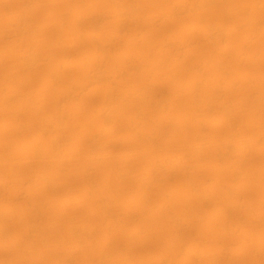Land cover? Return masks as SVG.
Returning a JSON list of instances; mask_svg holds the SVG:
<instances>
[{
	"label": "rangeland",
	"instance_id": "374dc122",
	"mask_svg": "<svg viewBox=\"0 0 264 264\" xmlns=\"http://www.w3.org/2000/svg\"><path fill=\"white\" fill-rule=\"evenodd\" d=\"M24 1L28 0H0V2H6L5 5L9 4L8 7L10 10L13 9L12 11L21 7ZM36 1H41L40 5L43 2V5L34 6L33 9L31 8L33 6H30L29 10L27 9L29 25L25 32L29 33L31 30L32 33H20V31L17 33L16 30L7 28L0 34V52L6 47L13 48L0 59V178L7 179L0 183V208L9 206L7 215L0 219V225H4L5 228V231H0V264H55L59 260H63L65 264H264L262 248L264 207L260 208L259 205L262 193L260 182L256 180L264 176V154L258 152L260 149L258 145L252 148L251 152L249 151L247 157L224 158L223 166L229 167L235 162L239 164L241 172L240 182L243 186L237 189L232 196L226 197L222 195L221 189H217L216 196L210 204L200 209V201L190 198L184 191L167 193L168 190L183 185L186 178L190 177L200 186L206 185L211 179L220 180L221 184L228 181V174H220L216 169L199 166L200 162L215 161L213 149L206 150L201 157L192 156L188 151V161L182 165L177 167L173 165L170 168L163 162L156 165L155 176L153 175L156 184L150 188L139 210L128 214L129 209L136 205L134 197L138 185L145 181L142 172L147 170L155 159L165 158L188 149L191 137L195 133L194 121L190 119L183 124L174 122L179 112L188 109L187 103L183 100L187 89H181V87L178 89V82L192 78L195 71L200 72L194 66L197 63L202 62L201 64L206 66L211 61V58L205 55L209 49L230 47L229 51L219 55L224 66L222 74L226 75L219 77L221 85L233 79L237 73L253 75L258 70L261 72L255 84L237 83L233 90H221L218 93L230 105L233 103L230 108V117L232 116L231 120L234 123H238H235L234 127L236 126L235 129L239 136L247 138L257 130L256 125H249L248 122L253 115H258V119H264V105L258 102L260 95L264 94V32L262 33L264 28L261 32H256L257 34L248 29H240L224 41H215L210 44L199 35L197 30L199 24L193 18L194 13L190 15L181 10V13L179 12L169 22L168 13L164 10L174 0H139L140 5L138 6L142 8H138L137 14L130 15L131 23L126 24L125 31L122 30L123 33L120 32L122 34H119V40L112 42L108 39L116 30L112 27L110 12L117 3L119 4V1L128 0H112L113 2L110 0H33L32 2ZM231 1L226 3L229 8H233L237 5L235 3L239 4L244 0ZM251 1L256 0H245L244 2L249 5L253 3ZM18 5L21 6L17 7ZM80 5L98 9L96 11L98 21L93 29H96L95 33L101 37V41L99 38L95 40L77 36L79 32H84L91 27L89 26V23L91 25L90 17L78 26L75 25L72 12L77 11ZM213 10V6L208 8L209 12ZM242 10L233 14V17L229 16L224 23L239 21L248 8ZM101 11L105 16L100 13ZM53 14L54 16L56 14L67 15L59 19L60 22L58 19H52ZM5 20L6 18L0 17V27L6 24ZM57 23L63 25L66 30L60 41H58L57 26L59 25ZM261 24L264 27V21ZM250 34L257 36H254L255 41L246 45L242 44L246 36ZM132 35L133 37L139 35V40H148L151 43L150 45L142 42L133 44ZM166 37L181 41L188 38L196 41V45L185 49L182 43L177 42V44L173 43L172 47L158 49L156 43ZM96 41L103 42L104 50L101 51L99 59L101 61L98 63L108 77L106 81L98 83L99 92L92 93L90 85L94 83V77L86 75L80 67V60L85 54L96 57L98 54L95 51ZM29 47L35 49H33L35 63L29 68L17 67L21 54L19 52L30 50ZM130 49L134 50L135 54L147 53L148 56L143 60H136L137 68L127 72L123 79L118 81L111 73L124 67L122 64L119 65L120 58ZM244 54L250 55L251 62H242L241 58ZM105 55L106 57H103ZM161 56H165L162 65L156 60ZM178 58L180 61L177 63ZM113 67L116 69L114 70ZM51 70H58L60 74L62 73L55 84L47 83ZM215 73L216 70L211 68L202 69L201 74L207 80L206 87L213 86L217 82V79L210 77V75L216 76ZM108 78L120 83L122 93L132 91L137 93L134 96L136 100L132 99L133 102L131 100L120 109L119 119L116 120L118 124L115 123V130L113 129L110 136L99 134V121L95 112L102 99L101 89L105 86L104 83L109 81ZM76 84L80 86L79 94H76L77 97L73 95L74 98L72 96L66 100L64 105L65 113L61 118L67 123L66 142L61 150L62 158L59 167L54 169V160L47 157L45 153L43 157L33 159L23 153L22 149L28 140L37 135L41 117H48L54 113V108L50 103L43 106L41 115L36 112L37 105L43 97L42 91L47 90L46 93L51 99L61 94L60 91L64 92L68 88L74 92ZM130 84L134 87L130 88ZM83 86L86 88L83 89ZM15 88L20 90L19 98L9 100L4 106L1 103L2 94ZM179 94H181L180 99L173 100ZM28 95L29 99H25ZM155 96L162 98L157 102L152 101L151 98ZM165 104L167 106L171 104L173 110L169 109L165 112L163 110L166 107ZM17 109H21L22 114L13 116L11 112ZM217 113V110L210 111L213 119L219 118V113ZM156 116L157 119H155ZM136 117L141 118L139 124L133 122ZM15 120L25 125L21 133L7 127ZM147 130H150L152 134L148 135ZM226 130V125L221 123H207L202 129V134L211 139L212 134L215 133L218 137L216 140L220 143ZM92 152L94 156L90 157ZM127 153L133 156L126 159L121 158ZM97 154L98 159L102 158L99 161H97ZM162 165L165 167V172ZM193 167L194 169L191 170ZM122 169H129L130 176L122 179L116 176V172ZM38 171L44 172L46 178L53 182L54 188L43 191L35 188L38 179L34 174ZM251 178L255 180L249 181ZM88 192L90 195L78 204L79 196ZM101 197L110 200L104 212L106 216L98 209V199ZM232 197L239 199V207L230 210L225 219H212L211 209L214 203L219 200L228 202ZM257 211L261 212L259 218L253 215ZM194 214H197V217L186 225L178 221V218L182 216L192 217ZM37 222H39L38 225ZM71 222L79 227L76 235H71L67 231L68 224ZM36 225L38 226L37 231H35ZM209 226H214L216 229L209 230ZM225 226L229 227L228 231L223 230ZM107 241H110V244L105 247L104 244ZM191 247H201L213 252L225 251L215 258L201 254L186 258V252Z\"/></svg>",
	"mask_w": 264,
	"mask_h": 264
},
{
	"label": "bare ground",
	"instance_id": "6f19581e",
	"mask_svg": "<svg viewBox=\"0 0 264 264\" xmlns=\"http://www.w3.org/2000/svg\"><path fill=\"white\" fill-rule=\"evenodd\" d=\"M32 1H30V2H29V0L28 1H24L22 3V6L21 5H18L17 7H19V6H21V7H19V8L16 7L17 9L14 10V11H12L13 10L12 9L13 8L12 5H10V7H12L11 8L12 10H10L9 7H8L9 4L8 5H5L4 3H6V2H4V3L3 2H0V17H3L4 19L6 18L5 21H7V22H5L6 23L5 25L3 24L4 26L0 27V34H1L2 31H5L7 28L14 29V30L17 31V33H18V31H20V33H21V32H25V31L28 30L27 29V25H29V23L27 22V20L29 18V14L27 12L29 10L28 8L30 6H33V7H31L33 9L34 6L40 5L39 3H41V1L40 2L39 1L32 2ZM104 1H106V0H104ZM110 1L113 2L112 0H110ZM228 1L229 0H174L168 6V8L166 10H164V11H167V13H168L169 22H170V20L172 21L174 19V17H176V15L181 10L185 11L186 13H190V15H192V13H194V15H193L194 17L193 18H194L195 22L199 24L198 25V29H197L198 32H199V35L203 39H205L206 42H208L210 44H213L215 41H219V42H221L222 40L224 41L225 38H227L228 36L236 33L240 29H248V30H251L250 32H253V33H256V32H259V31L261 32V30H263L264 27H263V24H261V23L264 21V0H256V1L254 0L255 2L251 1L253 3L252 4L250 3L249 5L244 2L245 0L243 2H241V3H239V4H238V2L237 3L234 2L237 5H235L233 8H229V7L226 6V3ZM231 3H233V2L231 1ZM18 4H20V2ZM138 4H139V0L138 1H136V0H128L126 2L125 1L124 2L119 1V4L117 3V5H116V3H115L116 6H114V4H113L114 8H113L112 12H110V14H112V17H110V18H112V21H111L112 27L116 30V32L114 31L115 33L113 35L111 34L112 36L110 37V39H108L109 41L111 40L112 42H117L119 40V38H120L119 37L120 32L122 30L125 31V28L124 27L126 26V24L128 25V22H129V24L131 23L129 21V20H131V19H129L130 18V15L138 12V8H142V7H139ZM42 5H43V2H42V4L40 6H42ZM210 6H213V8H214L213 12H211V11L209 12L208 11V8ZM244 8H248V10L250 12L248 13V12H246L248 10H246L245 11L246 14H242L243 17L239 21H236L237 20L236 19V20H234L236 22H230L229 24H227V23L225 24L224 23L225 22L224 20H227V18L229 16L233 17L232 16L233 14L238 13L237 11H241V9L244 10ZM97 10H95L93 8H87V6H81V7H79V9L77 11H73L72 12V16H73V19H74V22H75V25L76 26H78L79 23H81L82 21H84L88 17H90V20H91V25L89 23V26H91L90 29L88 28L84 32H79L77 36H79L80 38H82V37H84V38H93L95 40L99 38V40H100L101 37H99L95 33L96 32V29L95 30L93 29V28H95L94 26L97 25V21H98V16H97L98 14L96 13ZM109 10H110V8H109ZM100 13H103V12L101 11ZM241 13H239V15ZM142 14H143V11H142ZM65 15H67V14H59L56 17L53 14L51 16H52V19H56V20L58 19V21L61 22V20H59V19H63L65 17ZM103 15H104V13H103ZM165 15H166V13H165ZM108 16H109V14H108ZM141 18H143V17H141ZM236 18H237V16H236ZM229 19L231 20L232 18H229ZM100 21H99V23H100ZM133 21L135 22L134 19H133ZM143 21H145V20L143 19ZM141 22H142V20H141ZM165 22H167V21H165ZM57 24L59 25V23H57ZM134 25L135 24H133V26ZM139 25H141V23ZM134 27H136V26H134ZM140 28L142 29V26ZM57 30H58L57 31L58 32V41H60L62 39V35L64 34V32L66 30H65V27L63 25L57 26ZM136 30H137V28H136ZM7 32H5V33L7 34ZM11 32H13V31H11ZM30 32H31V30H30ZM30 32L29 33H26L25 32V33L26 34H30ZM263 32L264 31H262V33ZM122 33H123V31H122ZM24 34H22V36H26ZM19 36H20V34H19ZM254 36H256V35L250 34L249 36H246V38L243 40V43L242 44L246 45V44H249V43H253L255 41V37ZM132 37H133V35H132ZM173 37H166L164 40L161 39L162 40L161 42L158 41L159 43L158 42L156 43L158 49H164L165 47H170L173 43H176L177 44V42L178 43L179 42L182 43V45L185 46V49L186 48H189L191 46H195L196 45L195 44L196 41H193L191 39L186 38L185 40H182L181 41V40H177V39H175ZM103 41H104V39H103ZM131 41H132L133 44H135V43H138L139 44V42H142V43H144L146 45H150V43H151L148 40H147L148 42L147 41H141V40H139V35H135L132 38ZM102 43L101 42H97L96 43V50L95 51H96V53H98L96 55V57L85 54V55L82 56V58L80 60V67L86 72V75H88V76L89 75H92L94 77V80L95 81H94V83L92 85H90L91 86L90 92H92V93H94L96 91L99 92V89L100 88L98 89V83H101V82L106 81L105 79L108 77L107 76L108 74L106 75V73L103 71V69L101 70V67L99 65L100 63H98L99 61H101V60H99L100 59V56H101L100 55L101 54V51L104 50L103 49L104 48V45ZM115 44H117V43H115ZM107 45H108V43H107ZM112 45L113 44H111V46ZM108 46H106V48H108ZM31 47H33V46H31ZM26 49H27V47H26ZM33 49L34 48H32V49L30 48V50H22L23 52H19L21 54L19 55V60H18L17 67H19V68H27L28 67L29 68V66H32L35 63V61H36L35 60V54H34V50L35 49L34 50ZM112 49H114V48L112 47ZM112 49H111V51H112ZM12 50H13V48L11 46L4 48L0 52V59L3 58V56L5 54L11 52ZM229 50H230V47L229 46L227 47V49H225V48L224 49H221V48L219 49L218 48L217 50L215 48L209 49L208 52L205 53V55H206V57L211 58V61L208 62V64L206 66L205 65H202L201 64L202 62L197 63L194 66H195L196 70L197 71H200V72H197L196 73V71H195V75L192 76V78H190L188 80H185L184 79V81H179L178 82V85H179L178 86V89H179V87H181V89L182 88H186L187 89L186 90L187 91V94H186V96H185V98L183 100H185V102L187 103L188 109L186 111L184 110V112H182V111L179 112V114L175 117L174 122H176L178 124H183L187 120L190 121V119H193L195 133H194L193 137H191V140L189 142L188 149H186V150H184L182 152H179L177 154L167 156L165 158L164 157L163 158H157V159H155L153 161L152 165L147 170H145L144 172H142V175L144 176L145 181L142 184L140 183V185H138L137 191H136L137 193H136V195L134 197V201L136 202V205L132 206V208L129 209L128 214H130L133 211L139 210V208H140L139 206L146 200V195L149 192L150 188H152L156 184V180L153 177V175L156 172L155 171L156 170V167H157L156 165L157 164L159 165L160 162H163L168 168H170L173 165H176V167H177L178 165H182V164H184L185 162L188 161L187 160V153H188V151H190V153L192 154V156L201 157V156H203V154L205 153L206 150H208V149H213L214 150L215 161L213 160V162H211V161H208L207 162V161L204 160L205 162L204 163H201L200 162L199 163V166H201L203 168L216 169V170H218L220 172V174H228V181L227 182H225L224 184H221L220 183V180L211 179V180L208 181L207 184L205 183L206 185L200 186V185H197L193 181V178L192 177H190V178H186L187 180L183 183V185L176 186L173 189H170V190L167 191L168 194H173V193H177L179 191H184L190 198L198 199L200 201V203H199L200 209H203L206 206H208L210 204V202L213 200V198L216 196L217 189H221L222 195H224L226 197H230V196H232V194L237 189H239V188H241L243 186L241 184V182H240V173L241 172H240V168L238 166L239 164H235V162H234L235 160H234L233 161L234 164H231L229 167L223 166L224 158H231V159L232 158L233 159H236V158H244L247 154L249 155V151L252 148H254L255 146H257V145L260 146V149L258 150V152L260 154H264V119L263 118L262 119H258V115H253L252 114L253 116H252L251 120L248 122V124L249 125H253V124L256 125L257 130L253 134H251L250 136L248 135L247 138H244L245 136L244 137L239 136V134L237 133V131L235 129L236 126L234 127V124L235 123L238 124V123L237 122L234 123L231 120L232 116L230 117V108H231V105L233 103L230 105V103L223 96H221V95L218 94L221 90H227V91L228 90H233L235 88V86L237 85V83H239V84L240 83H245V84L251 85L261 75V72H259V70L255 74H253V75H246L244 73H237L234 76L233 79H231L230 81L224 82V83H222L223 85H221L220 84L219 77H221L222 75H224V74H222V73H224V66L222 64V60L219 57V55H221L220 53H223V52L225 53L226 51H229ZM106 51H107V49H106ZM107 52H109V51H107ZM147 56H148L147 53H142V54H139L138 55L137 53L136 54L134 53V50L132 51V49H130L121 58L119 57L121 63H119V62L118 63H119V65L120 64L124 65V67L121 68L118 71H117L116 68H115L116 69L115 70L114 67H113V69L115 71L112 72L111 74L114 75L118 81H121L127 72H129L130 70H133L134 71V69L137 68L136 66L138 64H136V62H137L136 60H139V59L140 60H143ZM103 57H106V55L103 56ZM164 57L161 56L158 59H156L157 60V63L160 64V65L164 64L163 63L165 61V58ZM180 58H178L177 63L180 61L179 60ZM241 59H242V62H251V60H252V58L250 57V55H247V54H244ZM104 60H103V62H104ZM204 60H206V59H204ZM181 62H182V60H181ZM119 67H121V66H119ZM103 68L105 70V67H103ZM139 68H140L139 70L141 71L142 69H141L140 66H139ZM153 68H155V67H153ZM207 68H211V69L216 70L215 75L217 76L216 77L214 75H210V77H213V79L214 78L217 79L216 80L217 82H215L214 85L212 84L213 86H210V87H206V81L207 80H205L204 77H203L204 75L202 76V74H201L202 69H207ZM161 69H162V67H161ZM164 70H165V68H164ZM207 71H209V70H207ZM137 73H139V72H137ZM61 74L59 73L58 70H51V72L49 74V78H48L49 82H47V83H49V84H53L54 83L55 84V81L57 79H59V75H61ZM207 74H209V73H207ZM224 76H226V75H224ZM82 78H83V76H82ZM86 78H87V76H86ZM91 79L93 80L92 77H91ZM157 79H158V76H157ZM117 80H114V79L113 80H110L109 79V81H107V82L104 83L105 84L104 87L102 86L103 84L101 85L103 87V89H101L102 99H101V102H100V104L98 105V107H97V109L95 111L96 112L97 119L99 121L98 132H99V134L101 133V134L106 135V136H110V134L113 132L114 127L118 124V123H116V120L119 119L118 117H119V114H120V111H121L120 109L122 108V106L124 104L129 103L132 99H134V96L137 95V93H135L133 91L132 92L125 91V92H127L125 94H124V92L122 93L121 92V89H120V85H119L120 83ZM147 80H149V79L147 78ZM167 80H168V78H167ZM57 81H59V80H57ZM76 81L77 80H75V82ZM87 81H88V78H87ZM82 82H84V81H82ZM173 82H174V80H173ZM155 83H156V81H155ZM47 86H49V85H47ZM76 86H77V84H76ZM76 86L74 87V88H76V90H74V92L68 90L69 89L68 88L67 89L68 91L67 90L64 91V92H61L60 91L61 94L55 95L51 99H49V97H48L49 94L46 93L47 90L44 89L42 91L43 97H42V100L37 105L36 112L41 115L42 114L43 106H45V104H47V103H50V104H52V106L54 108V113L51 116H48V117H43V116L41 117V121H40L39 129L37 131V135L33 139L28 140L25 143V145H24V147L22 149V152L23 153H25L27 156H29V157H31L33 159H39V158L43 157L46 154L47 157H49L50 159H53L54 160V162H55L54 169H56V168L59 167V163H60L61 158H62L61 150L63 149L64 144L66 142V132L65 131L67 129V123H65L62 120V118H61L63 116V113H65L64 112V105H65L66 100H68L73 95H76L79 92V87L80 86L79 87L77 86L78 88ZM131 87H134V86L133 85L131 86V84H130V88ZM85 88L83 86V89H85ZM71 89H73V88H71ZM81 89H82V87H81ZM134 90H136V89L134 88ZM249 91H251V90H249ZM19 93H20V90H18L17 88H15L13 90H9V92L7 91L6 93L2 94V96H1L2 97L1 103H3V105H4L5 103H7L11 99L14 100L15 98H19L18 97L19 96ZM57 93H59V92H57ZM139 93L140 92H138V94ZM150 93H152V92H150ZM263 93H264V91H263ZM122 94H124V95H122ZM145 96H144V98H145ZM180 96H181V94L177 95L176 97L173 98V100H176V99L179 100L180 99ZM230 96H232V95H230ZM76 97H77V95H76ZM73 98H74V96H73ZM161 98L155 96V97H152L151 100L157 102ZM25 99H29V95H28V98H25ZM31 99H32V97H31ZM31 99H30V101H31ZM140 99H141V97H140ZM134 100H136V99H134ZM148 101H150V100H148ZM132 102H133V100H132ZM156 102H154V103H156ZM166 102H168V101H166ZM258 102L261 105H264V94L260 95V97L258 99ZM163 103H164V101H163ZM150 105H151V103H150ZM158 105H159V102H158ZM169 109L173 110L171 104L168 105V106L166 105L165 109H163V110L165 111V110H169ZM145 110H142V111H145ZM213 110H215V111L217 110L218 111V113H219V118L218 119H213L212 116L210 115V111H213ZM22 112L23 111L21 109H17V110H13L11 113L13 114V116H19L20 114H22ZM237 112H238V110H237ZM241 112H239V113L241 114ZM164 114H166V113H164ZM242 115H243V113H242ZM138 116H139V114H138ZM160 117H162V116H160ZM236 117H238V116H236ZM155 119H157V116H156ZM166 119H167V117H166ZM140 120H141L140 117H136L133 122H137L138 123ZM154 121H156V120H154ZM215 122L221 123L224 126L226 125V127H227L226 133L224 134V137H223L222 141L221 142L219 141L220 143H218L217 140H216V138H218L217 137V134H215V133H214V135L212 134V138L211 139L210 138H207L206 136H204L202 134V129L205 126V124H207V123H215ZM115 123H116V125H115ZM244 123H246V122H244ZM132 125H133V123H132ZM7 127L8 128H11V129H15L19 133H21L25 129V125L22 124V123H20L19 121H16V120H15V122L9 123L7 125ZM146 133L148 135H151L152 134V132L150 130H147ZM134 136H136V135H134ZM108 139H109V137H108ZM0 142H1V140H0ZM94 143H96V142H94ZM102 147H104V146H102ZM256 150H257V148H256ZM94 152L96 154V151H94ZM92 156H94L93 152H92V154H91L90 157H92ZM132 156H133L132 154L127 153V154H123L121 156V158H123V159L125 158L126 159V158H131ZM93 158H95V157H93ZM97 159H98V154H97ZM101 159H98L97 161H99ZM192 159H194V158H192ZM164 168L165 167L163 166V169ZM192 169H194V167L191 168V170ZM163 171L165 172L166 170L164 169ZM130 172L131 171L129 169L118 170L116 172V176H118L119 178L122 179V178H125V177L130 176V174H131ZM169 172H172V171L169 170ZM180 172H182V171H180ZM199 173H200V170H199ZM179 175H180V173H179ZM186 175H187V173H186ZM34 176L38 179V182H37V184L35 186V188L37 190L43 191V190H47V189L54 188L53 187L54 186L53 185V182H51L50 180H48L46 178L44 172H42V171L35 172ZM183 176H185V175H183ZM187 176L189 177V175H187ZM35 177H34V180L37 181ZM194 177H197V176H194ZM6 180L7 179H5V178H0V183L5 182ZM253 180H255V179H252L251 178L249 181H253ZM256 180H259V182H260L262 199L259 202V205H260V208H263L264 207V176L258 177V178H256ZM89 195H90V193L88 192V193H86L83 196L81 195L82 197L79 196L80 198L78 199V204H79V202H83V200H85ZM76 198H78V197H76ZM109 201L106 198H104V197H101V198L98 199V209H99V211L102 214H104V212L106 210V207H107ZM1 206H3V205H1ZM8 207L9 206H7V208H0V219L3 216H6L7 215V212H9ZM236 207H239V199L236 198V197H234V198L232 197L231 198V201H228V202H226L224 200H219V201L215 202L214 205L212 206V209H211V217L214 220L225 219L227 217V214H229L228 212L230 210H234ZM30 211H32V210H30ZM8 214H10V213H8ZM253 215L255 217H258L259 218V216L261 215V212L260 211H257ZM102 217H103V215H102ZM196 217H197V214H194L192 217L182 216V217L178 218V221L180 223H183V224L186 225V223L191 222ZM31 223H33V222H31ZM38 224H39V222H37V225ZM37 225L35 226L36 229L34 227L35 231L38 230L37 229V227H38ZM4 229H5L4 228V225H0V231H5ZM208 229L209 230L216 229V227L209 226ZM223 230L224 231H228L229 230V227L228 226H225V227H223ZM67 231L71 235H74V234L76 235L78 233V231H79V227L76 226L74 224V222H71L70 224H68ZM132 235H134V234H132ZM109 244H110V241H107L104 245H105V247H107ZM262 248L264 250V244H263ZM219 251L213 252L212 250L210 251V250H207V249H203L201 247H191L186 252V258L194 257V256H197V255H200V254L201 255H204L206 257H214L215 258V256H218L220 253H223V251H225V250H219ZM66 262H67V260H66ZM55 264H65V262L63 260H59Z\"/></svg>",
	"mask_w": 264,
	"mask_h": 264
}]
</instances>
